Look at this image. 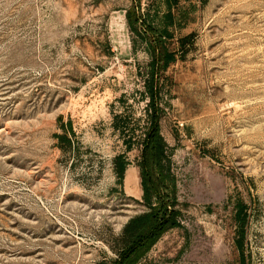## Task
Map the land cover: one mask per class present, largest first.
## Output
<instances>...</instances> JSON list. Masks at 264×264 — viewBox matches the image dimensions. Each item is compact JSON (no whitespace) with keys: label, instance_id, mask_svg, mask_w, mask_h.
Segmentation results:
<instances>
[{"label":"rangeland","instance_id":"obj_1","mask_svg":"<svg viewBox=\"0 0 264 264\" xmlns=\"http://www.w3.org/2000/svg\"><path fill=\"white\" fill-rule=\"evenodd\" d=\"M131 3L0 0V264H110L145 210L149 57L126 23ZM140 12L174 57L160 131L180 225L136 264H264V0H141ZM114 114L137 130L130 149Z\"/></svg>","mask_w":264,"mask_h":264},{"label":"trees","instance_id":"obj_2","mask_svg":"<svg viewBox=\"0 0 264 264\" xmlns=\"http://www.w3.org/2000/svg\"><path fill=\"white\" fill-rule=\"evenodd\" d=\"M131 1L125 12L126 23L144 44L149 57L142 92L146 99V121L138 138L140 148L137 160L141 201L145 210L131 217L124 225L116 258L110 264H136L165 231L180 225V214L175 207L176 184L171 172L169 148L160 131V119L164 114L161 77L169 63L174 61L173 52L165 46L164 34L149 24L140 12L141 0ZM113 119V125L122 134L126 149H130L137 141L136 128L129 126L130 119L125 115L114 114ZM61 128L62 134L58 138L67 147L63 149L73 153L75 147H78L75 133L70 124H61ZM127 165L123 153L113 158V170L119 185H122ZM241 212L240 207L237 212L239 222L243 221V217L240 218ZM241 259L244 264L243 257Z\"/></svg>","mask_w":264,"mask_h":264},{"label":"bare ground","instance_id":"obj_3","mask_svg":"<svg viewBox=\"0 0 264 264\" xmlns=\"http://www.w3.org/2000/svg\"><path fill=\"white\" fill-rule=\"evenodd\" d=\"M125 180H127L128 182L131 181V179H130V174H129V173H128L127 176L125 177ZM131 183H133V182H131ZM136 185L138 186V180H137V179H136Z\"/></svg>","mask_w":264,"mask_h":264}]
</instances>
